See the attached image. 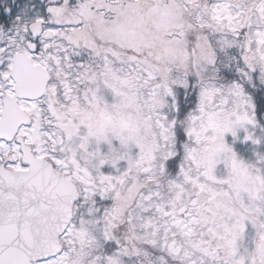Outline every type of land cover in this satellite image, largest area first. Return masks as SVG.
I'll list each match as a JSON object with an SVG mask.
<instances>
[{
  "label": "snow or ice",
  "instance_id": "snow-or-ice-1",
  "mask_svg": "<svg viewBox=\"0 0 264 264\" xmlns=\"http://www.w3.org/2000/svg\"><path fill=\"white\" fill-rule=\"evenodd\" d=\"M0 264H264V0H0Z\"/></svg>",
  "mask_w": 264,
  "mask_h": 264
}]
</instances>
